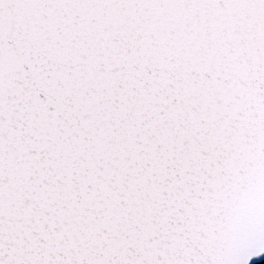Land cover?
<instances>
[{"label": "snow or ice", "instance_id": "6c2138e0", "mask_svg": "<svg viewBox=\"0 0 264 264\" xmlns=\"http://www.w3.org/2000/svg\"><path fill=\"white\" fill-rule=\"evenodd\" d=\"M0 264H264V0H0Z\"/></svg>", "mask_w": 264, "mask_h": 264}]
</instances>
